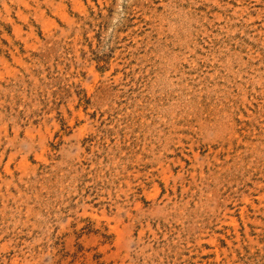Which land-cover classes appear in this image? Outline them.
<instances>
[{
    "label": "rangeland",
    "instance_id": "1",
    "mask_svg": "<svg viewBox=\"0 0 264 264\" xmlns=\"http://www.w3.org/2000/svg\"><path fill=\"white\" fill-rule=\"evenodd\" d=\"M0 264H264V0H0Z\"/></svg>",
    "mask_w": 264,
    "mask_h": 264
}]
</instances>
